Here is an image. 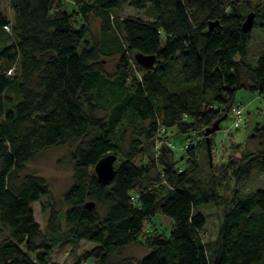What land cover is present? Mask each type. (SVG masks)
I'll return each instance as SVG.
<instances>
[{
    "label": "trees",
    "instance_id": "1",
    "mask_svg": "<svg viewBox=\"0 0 264 264\" xmlns=\"http://www.w3.org/2000/svg\"><path fill=\"white\" fill-rule=\"evenodd\" d=\"M72 1L67 11L64 0H8L11 20L0 7V264H47L55 245L75 249L81 240L94 246L79 262L93 264H264V189L244 190L264 173V120L249 135L258 148L218 166L208 160L212 133L209 150L204 136L229 115L239 89L264 94V44L249 49L254 25L264 29V0ZM123 2L147 18H114ZM89 12L111 40L86 38ZM135 52L154 55L153 66L137 64ZM100 55H118L112 74ZM172 127L200 136L195 146L185 142V160L175 158ZM57 143L72 147V183L61 208L50 202L42 230L31 204L49 183L25 165ZM148 150V163L137 165ZM109 153L116 171L100 182L94 165ZM205 204L223 208L208 240ZM157 215L170 219L168 233ZM132 244L147 253L121 257Z\"/></svg>",
    "mask_w": 264,
    "mask_h": 264
},
{
    "label": "rangeland",
    "instance_id": "2",
    "mask_svg": "<svg viewBox=\"0 0 264 264\" xmlns=\"http://www.w3.org/2000/svg\"><path fill=\"white\" fill-rule=\"evenodd\" d=\"M90 3L92 0H82V2ZM1 11L9 20L12 19V11L9 7L8 0H1ZM63 7L70 11L76 9V5L72 0H64ZM115 18L121 19L126 16H137L147 18L142 9H136L123 2L118 10L112 11ZM257 21V18H256ZM81 22L87 25L89 33L86 38L89 41H96L101 44L103 40H111L113 32L105 31L107 23L103 22L101 17L89 12L85 17H82ZM108 33V34H107ZM252 40L255 44H264V29L260 28L257 24L252 29ZM263 35V36H262ZM252 44L250 50L256 49ZM132 55V53H129ZM252 55V53H251ZM103 68L108 74H112L114 66L118 60V55L106 56L100 55ZM233 105L242 106V121L239 124H234L233 118L228 115L219 123V128L211 134V152L208 155L210 165H221L227 161L229 157L240 156L243 149L256 150L257 140L251 141L249 135L256 125H260L264 116V94L253 92L245 89H239L233 99ZM230 109V107H229ZM106 111H101L104 114ZM132 130L129 126L125 135L124 148L128 145V139ZM169 136L174 143L175 158L185 160L184 144L190 141L192 146L197 144L200 136L188 133H179L175 127L169 131ZM71 145L67 143H57L48 146L36 152L33 158L26 163L25 172L44 177L49 183V193L43 195L38 201L31 204L35 220L40 224L42 230L45 228L49 213L50 202L54 203L57 207L61 208V197L64 191L72 183V160H71ZM202 148H199L198 153H201ZM203 152V151H202ZM118 156L116 155L117 162ZM137 165H145L149 161V150L144 152L141 156L133 160ZM183 163V162H182ZM181 163V165H182ZM256 188L264 189V173L255 176L254 180L250 181L244 186V190H253ZM229 186L219 187V191L229 196ZM205 217V225L203 229V239L214 238L217 234V228L222 216V206H214L211 204L201 205L199 207ZM158 229L161 231L169 232L170 220L164 215H157L154 222ZM7 231L0 225V241L6 236ZM93 243L81 240L75 249H72L71 244L59 243L55 245L48 257L47 264H93L92 260L79 262L81 254L91 249ZM147 253V250L138 244L127 246L121 257H130L133 259H140Z\"/></svg>",
    "mask_w": 264,
    "mask_h": 264
},
{
    "label": "water",
    "instance_id": "3",
    "mask_svg": "<svg viewBox=\"0 0 264 264\" xmlns=\"http://www.w3.org/2000/svg\"><path fill=\"white\" fill-rule=\"evenodd\" d=\"M254 21V13L249 12L243 23H242V29L247 31L251 28L252 24ZM214 24H210L209 29L213 27ZM133 58L136 61L137 64L144 68H151L155 62V56L150 54V55H144L141 52H135L133 54ZM230 105H228L227 109L228 110ZM227 116V113L216 119L211 126L207 127L204 131V136H205V141L208 145V150H209V135L216 131L219 128V123L225 119ZM116 156L112 153L106 154L105 156L101 157L94 165V172L100 182H109L114 174H115V163ZM94 204L92 202L86 203V206L92 207Z\"/></svg>",
    "mask_w": 264,
    "mask_h": 264
},
{
    "label": "built area",
    "instance_id": "4",
    "mask_svg": "<svg viewBox=\"0 0 264 264\" xmlns=\"http://www.w3.org/2000/svg\"><path fill=\"white\" fill-rule=\"evenodd\" d=\"M8 30V27H6ZM242 106L240 105H232L229 109V115L233 118L234 124H237L242 121Z\"/></svg>",
    "mask_w": 264,
    "mask_h": 264
},
{
    "label": "crops",
    "instance_id": "5",
    "mask_svg": "<svg viewBox=\"0 0 264 264\" xmlns=\"http://www.w3.org/2000/svg\"><path fill=\"white\" fill-rule=\"evenodd\" d=\"M252 44H254L253 41L250 42V44H249V49H250V48L253 49ZM254 45L256 46V49H254V51H255L254 54H257V53H258L257 51H259L260 49L263 48V43H261V44H256V43H255ZM263 120H264V116H263ZM263 120L261 121V123L263 122ZM165 217H166V216H165ZM167 218H168V217H167ZM168 219H169V218H168ZM169 220H170V219H169Z\"/></svg>",
    "mask_w": 264,
    "mask_h": 264
}]
</instances>
